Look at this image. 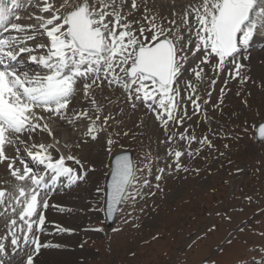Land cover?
Here are the masks:
<instances>
[{
  "label": "snow or ice",
  "instance_id": "1",
  "mask_svg": "<svg viewBox=\"0 0 264 264\" xmlns=\"http://www.w3.org/2000/svg\"><path fill=\"white\" fill-rule=\"evenodd\" d=\"M18 6V0H0V163L6 162L17 181L12 191L0 190V223L5 228L0 234V264H5L9 245L13 253L23 256V264H34L41 249L52 246L42 244L39 238L45 225L43 210L49 207L50 186L62 179L69 183L84 179L81 160L71 154L69 144L58 138L62 135L58 128L54 134L57 121L74 130L82 123L86 128L82 133L84 142L88 138L96 140L107 132L115 117L104 114L94 93L118 88L132 110L143 108L145 115L155 116L171 142L175 134L168 131L169 122L183 124L190 119L187 109L181 108V89L187 93L194 114L202 109L192 81L181 79L189 58L199 61L189 69L197 81L204 76L202 65L215 59L214 72L231 63L235 74L229 75L246 83L250 78L241 76L244 65L237 55L248 49L257 32H264V0H200L185 9L180 24L153 12L149 0H131L130 7L128 0H80L70 11H64L69 0L59 6L56 0H40L34 6L42 14L29 17L36 23L27 25L14 22L20 19L15 11ZM141 11L142 16L129 20V16ZM215 83L213 79L211 85ZM223 94L222 88L220 103ZM207 95L210 99L211 91ZM209 99H204L203 105ZM258 131L264 139V125ZM42 133H47L52 142L37 143L34 137ZM179 139L186 142L185 151L169 149L173 163L158 168L157 181L167 173L188 172L181 157L185 152L194 157L202 150H191L194 135L181 133ZM113 143L112 138L107 140L109 146ZM199 143L211 147L207 137ZM8 145L16 146L15 156L6 154ZM19 146H23L24 156ZM68 161L79 165L80 171L69 166ZM145 169L151 173L150 159L142 166L128 153L113 159L106 189H98L105 195L109 217L144 196L142 189L150 183L147 178L141 182ZM155 187L163 191L160 183ZM214 229L212 226L209 230Z\"/></svg>",
  "mask_w": 264,
  "mask_h": 264
},
{
  "label": "rangeland",
  "instance_id": "2",
  "mask_svg": "<svg viewBox=\"0 0 264 264\" xmlns=\"http://www.w3.org/2000/svg\"><path fill=\"white\" fill-rule=\"evenodd\" d=\"M77 2L80 0H69L64 11L72 10ZM199 2L167 0L161 4L149 0V7L160 17L176 19L180 24L185 9ZM130 3L128 0V7ZM37 10L34 8L29 14L37 15L40 13ZM140 16L142 11L129 16V20ZM263 50L255 57V60L259 58L260 65L264 64ZM242 58L246 64L241 69V76L250 78L243 84L239 77L233 79L229 75V72L235 74V66L231 63H226L222 71L217 69L214 72L215 59L202 65L204 76L197 81L189 69L199 61L193 62V58H189L181 79L192 81L196 94L201 97L202 109L194 114L192 103L182 88L181 108L187 109L190 119L186 118L183 124L169 122L168 131L175 134L171 142L168 141V132L154 115H145L143 108L131 109L124 100L122 89H118L119 92L108 88L100 91L101 99L97 101L103 105L104 114L115 117L109 122L111 126L107 132L101 134L106 140H114L108 146L111 148L109 157L101 167L105 170V178L111 155L124 150L134 153L137 165L142 166L150 159L152 171L149 174L145 169L141 174V182L144 178L150 181L149 186L142 189L144 196L134 205L123 206L111 228L106 226L104 215L94 218L96 221L88 225L85 231L95 235L81 236L80 246L87 254L81 264H212L213 261L215 264H237V261L261 264L264 258V235H261L264 233V141L255 140V127L264 121V77L251 69L248 53ZM237 60L241 63L239 55ZM213 79L216 80L214 86L211 85ZM222 88L223 103H220ZM109 90L114 95L108 98ZM208 91H211L210 99ZM204 99H209L207 105H203ZM181 133L196 137L190 145L191 150H202L194 157H188L186 152L181 157L188 172L167 173L163 180L157 181L158 168L173 163L174 158L168 156L169 149L185 151L187 145L179 139ZM204 137L211 142V147L201 146L199 142ZM83 167L85 175L91 171L96 174L88 160L83 162ZM157 183L163 191L157 190ZM151 192H155V196L150 195ZM95 204L97 213L104 211V199L102 204ZM68 214L69 217H82L77 207L71 208ZM212 226L215 229L210 231ZM241 227L243 231H238ZM4 231V224L0 223V234ZM229 239L231 244L227 243Z\"/></svg>",
  "mask_w": 264,
  "mask_h": 264
},
{
  "label": "bare ground",
  "instance_id": "3",
  "mask_svg": "<svg viewBox=\"0 0 264 264\" xmlns=\"http://www.w3.org/2000/svg\"><path fill=\"white\" fill-rule=\"evenodd\" d=\"M157 1L161 4L167 2V0ZM28 2L31 4L38 3L37 0H28ZM56 2L60 3L59 0H56ZM167 4L171 5L169 2ZM31 8H33L32 5ZM29 12L30 9L26 11L23 23L27 22L28 24H34L35 22L32 21L33 19H29V17L32 16V14H29ZM41 14L42 13L40 12L37 15ZM263 34L264 32H257V34L254 35L253 40L250 42L248 49L244 50L245 54H249V65L251 69H255L256 75L261 77H264V64L260 65V61L258 60L259 58L255 60V57L259 47L264 44ZM262 53V55L260 54L261 56L264 55V50ZM262 63H264V61H262ZM110 90V95L106 96L108 98L109 96L112 97L114 95V93H111ZM94 95L96 96V99H99L100 101V90H97ZM81 103L84 106H87V102L83 99H81ZM53 128L54 134L57 128L60 130L62 135H60L58 138L62 143H67L71 146V154L79 158L82 164L84 161L88 160L96 174H92L91 171L89 175L84 176L83 180H80L76 183H69L66 179H63L61 184L63 192L62 190H58L54 194L48 196L49 207L43 210V215L45 216V225L39 233V238L42 244H49L52 246L42 248L41 252L35 258L34 264H81L83 263L82 260L84 259L85 255H87L86 251L80 246L81 236L95 235V233L86 232V229L88 228V225H91L94 223V221H96L94 218L104 215L103 211H100V213L96 212L95 209L98 208V206L95 203L99 202L102 204L105 196L103 193L98 192V189L104 188L105 170L101 169V167L104 166L103 164L109 157V145L107 144V140L104 137L105 135H99L96 140H91L88 138L87 142H84L86 138L82 135V133L86 132V128L82 123H78L74 130L71 126H65L63 122L57 121L56 124L53 125ZM24 139L27 138L25 137ZM34 139H36L37 143L52 142V138L49 137L47 133H42L38 137H34ZM77 145H79V147H77ZM21 147L23 148V146ZM61 152H63L65 156L68 155V152L64 149H61ZM6 154L9 156H15L16 146L10 145L7 147ZM20 155L24 156L22 152H20ZM53 155L56 156L57 154L53 153ZM67 163H72V167L77 166L74 161H68ZM17 166H20L18 162ZM77 171L79 170L77 169ZM16 183L17 181H15V179L11 176L10 170L6 166V162L0 163V189L4 188L7 191H12ZM76 207L78 208L79 214L80 216L82 215V217H69L68 212H70V209H76ZM60 209L64 210L57 212ZM61 229H67L68 231H61ZM8 252L9 255L12 253L10 246L8 247ZM12 257L13 256L11 255L9 258H6L5 264H23V256L21 254L17 253L14 258Z\"/></svg>",
  "mask_w": 264,
  "mask_h": 264
},
{
  "label": "water",
  "instance_id": "4",
  "mask_svg": "<svg viewBox=\"0 0 264 264\" xmlns=\"http://www.w3.org/2000/svg\"><path fill=\"white\" fill-rule=\"evenodd\" d=\"M261 125H264V122H261V123L257 126V128H256V138H257L258 141H262V140H263V139L260 138V136H259V131H258V129H259V127H260ZM125 153L131 154L130 152H123V153H118V154L114 155V157L111 159V170H112V161H113V159H114L117 155H121V154H125ZM131 156H132V154H131ZM109 180H110V174H109V176H108V182H109ZM107 184H108V183H107ZM106 212H107V211H106ZM115 215H116V214H114L112 217H109L108 214H107V219H108V223H109V224H111V223L114 221Z\"/></svg>",
  "mask_w": 264,
  "mask_h": 264
}]
</instances>
